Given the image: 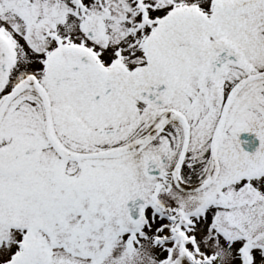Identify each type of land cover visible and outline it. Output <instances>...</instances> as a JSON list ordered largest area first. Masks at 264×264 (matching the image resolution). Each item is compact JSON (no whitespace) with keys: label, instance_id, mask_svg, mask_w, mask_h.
I'll return each mask as SVG.
<instances>
[{"label":"snow or ice","instance_id":"obj_1","mask_svg":"<svg viewBox=\"0 0 264 264\" xmlns=\"http://www.w3.org/2000/svg\"><path fill=\"white\" fill-rule=\"evenodd\" d=\"M0 264H264V0H0Z\"/></svg>","mask_w":264,"mask_h":264}]
</instances>
